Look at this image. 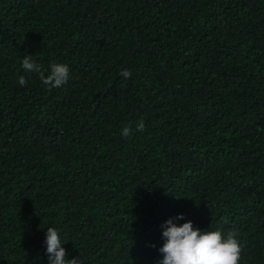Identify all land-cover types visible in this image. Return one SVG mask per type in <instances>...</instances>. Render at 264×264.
I'll return each mask as SVG.
<instances>
[{
    "label": "trees",
    "instance_id": "trees-1",
    "mask_svg": "<svg viewBox=\"0 0 264 264\" xmlns=\"http://www.w3.org/2000/svg\"><path fill=\"white\" fill-rule=\"evenodd\" d=\"M179 215L264 264V0H0V264H48V227L80 264H158Z\"/></svg>",
    "mask_w": 264,
    "mask_h": 264
},
{
    "label": "clouds",
    "instance_id": "clouds-1",
    "mask_svg": "<svg viewBox=\"0 0 264 264\" xmlns=\"http://www.w3.org/2000/svg\"><path fill=\"white\" fill-rule=\"evenodd\" d=\"M22 68L25 72L39 73L42 83L51 88H59L69 79L70 69L67 64L52 63L50 72L45 77L41 66L31 55L23 58ZM120 75L128 79L132 74L128 70H122ZM19 84L25 86L23 76L19 78ZM144 130V121H138L136 131ZM131 132V127H124L121 135L128 137ZM183 219V215H179L169 218L161 225L164 243L158 251L163 259L158 264H238L242 246L238 242L239 233L236 230L226 234L221 230L201 231L199 228L194 229L191 221L178 225L177 221ZM44 243L48 264H80L78 258H66L68 253L63 247L59 229L48 227Z\"/></svg>",
    "mask_w": 264,
    "mask_h": 264
}]
</instances>
